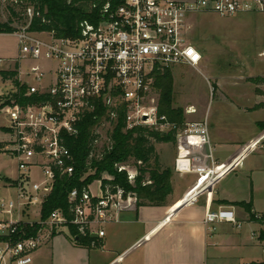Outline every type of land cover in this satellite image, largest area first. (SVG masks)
Segmentation results:
<instances>
[{
  "label": "built area",
  "instance_id": "2783aa9c",
  "mask_svg": "<svg viewBox=\"0 0 264 264\" xmlns=\"http://www.w3.org/2000/svg\"><path fill=\"white\" fill-rule=\"evenodd\" d=\"M87 1L88 15L78 22L73 36L32 31L35 11L28 3L24 8L27 19L12 33L19 45L18 63L23 59H43L54 62V66L47 70L38 64L30 66L24 74L31 81L23 80L22 72H18L19 82L25 84V92L19 96L24 102L13 98L16 88L0 93V113L6 122L3 128L10 137L5 150L15 158L17 169L15 198L0 205V211L8 215L0 219V264H29L34 252L56 233L67 231L74 239L71 228L78 234L96 233L102 237V226L117 221L119 212L135 203L122 187L103 185L101 178L95 180V190L93 183L81 191L70 190L66 213L56 208L47 218H40L41 205L56 178L70 177L74 172V155L66 144L67 138L77 136L81 119L98 106L106 110L100 122L106 123L110 131L120 111L125 129L141 125L162 133L174 131L178 150L174 169L198 173L206 186L234 165L214 161L206 121H184L180 126L159 114L153 78L157 70L165 67H197L201 62L202 54L188 36L189 19L195 13L210 12L222 17L264 13V0ZM95 134L102 141V135L97 131ZM107 139L106 132L103 140ZM34 170L40 173L38 180ZM117 170L124 171L125 167L119 165ZM126 172L132 182L135 175ZM195 201L192 195L184 204ZM32 209H38V218L22 220V214ZM223 222L240 226L232 207L206 211L208 232ZM22 224H36L38 229L28 236L25 229L19 231ZM253 236L259 238V234ZM261 242L264 255V239Z\"/></svg>",
  "mask_w": 264,
  "mask_h": 264
},
{
  "label": "crops",
  "instance_id": "0c3cea01",
  "mask_svg": "<svg viewBox=\"0 0 264 264\" xmlns=\"http://www.w3.org/2000/svg\"><path fill=\"white\" fill-rule=\"evenodd\" d=\"M9 36L17 48L12 54L0 47V59L6 64L0 69L16 64L20 69L16 36L0 33V38ZM208 132L214 161L234 163L213 183L204 185L196 172H177L176 148L169 159L172 193L164 204L134 203L122 209L117 221L102 226L104 235L96 237L97 246H79L67 231L58 232L34 252L29 264H264L262 239L253 236L259 234L260 223L250 220L243 207L222 202L251 200L252 211L264 221V130L258 129L247 140L218 137L209 128ZM192 195L195 203L184 204ZM220 206L232 207L240 226L223 222L208 232L205 213ZM34 213L35 209L25 211L21 219L30 220ZM6 217L0 211V219Z\"/></svg>",
  "mask_w": 264,
  "mask_h": 264
},
{
  "label": "rangeland",
  "instance_id": "374dc122",
  "mask_svg": "<svg viewBox=\"0 0 264 264\" xmlns=\"http://www.w3.org/2000/svg\"><path fill=\"white\" fill-rule=\"evenodd\" d=\"M25 5L23 0H0V23H8L16 29L21 27L27 19ZM189 21L191 28L188 36L199 48L202 60L197 67L185 64L167 67L173 78L172 106L183 109L185 121H206L210 131L217 132L218 137L247 140L257 132L256 122L264 120V107L254 109L264 101V13L222 17L199 12ZM0 39H4L0 41L1 48L15 53L17 45L13 37ZM34 64L45 70L54 66L52 61L23 59L21 68L17 69L22 72L20 76L23 80L31 81L24 71ZM3 67L6 64H0V68ZM14 69L13 65L8 68ZM13 90L12 80L0 77V93ZM5 123L0 113V142L3 143V151L0 152V205L6 199L15 198L16 184V160L5 150L10 139L3 128ZM109 129L104 122L94 128L102 135L98 146L105 141L103 139ZM154 147L161 167L169 168L172 176L169 159L175 154L176 143L155 142ZM119 165L136 174L132 160ZM33 172L35 180H38L40 173L37 170ZM101 178L113 179L106 172L101 174ZM12 179L14 181L10 184L13 185L9 186ZM92 183L95 190L97 183ZM35 213L30 220L38 218V209Z\"/></svg>",
  "mask_w": 264,
  "mask_h": 264
},
{
  "label": "trees",
  "instance_id": "16d2710c",
  "mask_svg": "<svg viewBox=\"0 0 264 264\" xmlns=\"http://www.w3.org/2000/svg\"><path fill=\"white\" fill-rule=\"evenodd\" d=\"M34 7V17L30 29L34 32H53L57 36H73L77 33L78 22L88 15L87 0H23ZM12 14H15L11 10ZM38 13V15H37ZM16 30L8 23H0V33H13ZM18 65L14 70H0V77L12 80L16 92L13 98L19 100L25 92V84L19 82ZM153 87L159 95L158 112L164 114L168 120L177 125H183L185 118L183 109L172 106L173 78L166 67L157 70L153 78ZM21 103L24 100H19ZM6 100L4 103H7ZM264 107V101L259 102L254 109ZM102 106L87 113L78 124L77 136H69L67 146L74 155V172L70 177H57L54 186L45 198L40 209V218L45 219L52 210L61 208L68 210L67 196L70 190L76 188L81 191L93 181L101 179L102 173L110 174L113 179H103V185L120 186L125 194L135 199L136 206L162 205L172 193L171 170L161 167L159 156L155 150V142L176 143L175 132L162 133L147 126H137L125 129L123 111H120L118 121L112 130L107 131L108 139L98 146L100 141L94 128L100 124L101 116L105 114ZM259 130H264V120L257 121ZM0 142V152L3 151ZM133 161L136 174L133 181L127 178V172L118 171L116 164ZM226 205H238L248 213L250 220L260 223L259 238L264 239V221L256 217L252 211V201H222ZM20 229L26 230V235H34L38 226L22 224ZM74 243L79 246H97L96 238L91 234H78L73 228ZM18 235L16 234L15 238ZM3 238L0 237V241Z\"/></svg>",
  "mask_w": 264,
  "mask_h": 264
},
{
  "label": "water",
  "instance_id": "95a60500",
  "mask_svg": "<svg viewBox=\"0 0 264 264\" xmlns=\"http://www.w3.org/2000/svg\"><path fill=\"white\" fill-rule=\"evenodd\" d=\"M91 236L94 237V238H96L97 237V234L96 233H92Z\"/></svg>",
  "mask_w": 264,
  "mask_h": 264
}]
</instances>
